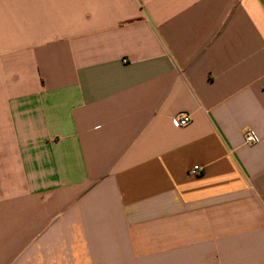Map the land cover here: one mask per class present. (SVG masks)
Masks as SVG:
<instances>
[{
    "label": "crops",
    "instance_id": "1",
    "mask_svg": "<svg viewBox=\"0 0 264 264\" xmlns=\"http://www.w3.org/2000/svg\"><path fill=\"white\" fill-rule=\"evenodd\" d=\"M0 264H264V0H0Z\"/></svg>",
    "mask_w": 264,
    "mask_h": 264
},
{
    "label": "built area",
    "instance_id": "2",
    "mask_svg": "<svg viewBox=\"0 0 264 264\" xmlns=\"http://www.w3.org/2000/svg\"><path fill=\"white\" fill-rule=\"evenodd\" d=\"M189 115L185 112H178L177 114H175L172 118V124L174 126H185L188 122H189ZM244 137H245V142L247 143H255L256 142V137L254 136V134L251 131H246L244 133ZM189 173L191 175H199L201 173V168L198 165H194L190 170Z\"/></svg>",
    "mask_w": 264,
    "mask_h": 264
}]
</instances>
